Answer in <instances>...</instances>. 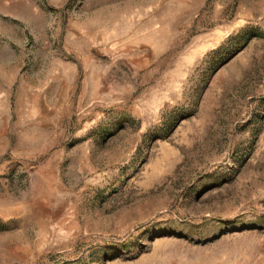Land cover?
<instances>
[{
  "label": "rangeland",
  "instance_id": "374dc122",
  "mask_svg": "<svg viewBox=\"0 0 264 264\" xmlns=\"http://www.w3.org/2000/svg\"><path fill=\"white\" fill-rule=\"evenodd\" d=\"M0 264H264V0H0Z\"/></svg>",
  "mask_w": 264,
  "mask_h": 264
}]
</instances>
